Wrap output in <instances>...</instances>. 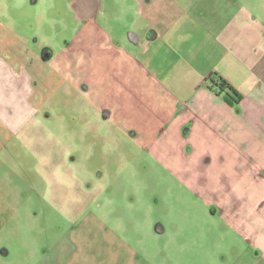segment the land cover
I'll use <instances>...</instances> for the list:
<instances>
[{"label":"crops","instance_id":"0c3cea01","mask_svg":"<svg viewBox=\"0 0 264 264\" xmlns=\"http://www.w3.org/2000/svg\"><path fill=\"white\" fill-rule=\"evenodd\" d=\"M69 4L94 32L85 31L87 39L98 40V47L107 41L111 72L114 65L116 76L121 64L135 69L145 81L143 91L151 102L143 107L151 111V120L145 118L141 132H128V140L139 150L129 163L145 153L174 189L179 186L200 203L206 217L222 220L264 264V0H70ZM105 16L114 17V25L104 26L110 30L100 24ZM136 30L144 35L139 37ZM7 32L14 33L17 41L10 42ZM54 57L49 46L35 53L25 34L0 27V167L7 156L19 165L23 150L48 157L49 120L43 116L49 107L44 93L47 72L40 73L37 67L53 63ZM71 65L65 62L63 68ZM212 73L241 95L238 103L208 87ZM76 81L85 87L84 79ZM113 107L108 102L94 105L99 124L114 121ZM38 146L42 150L37 153ZM70 155L67 161L75 162ZM90 196L73 201L83 214L90 207Z\"/></svg>","mask_w":264,"mask_h":264},{"label":"rangeland","instance_id":"374dc122","mask_svg":"<svg viewBox=\"0 0 264 264\" xmlns=\"http://www.w3.org/2000/svg\"><path fill=\"white\" fill-rule=\"evenodd\" d=\"M69 2L0 0V27L25 34L35 53L49 46L55 56L37 67L47 72L48 157L23 150L19 165L7 156L0 167V264H70L73 258L81 260L76 264H261L228 225L174 189L145 153L129 163L139 150L128 132H141L145 118L151 120L143 107L151 102L145 81L121 64L116 76L114 65L111 72L107 41L98 47L86 38L89 25ZM103 19L102 27L114 25V17ZM13 35L10 42L17 41ZM65 62L72 64L68 70ZM106 102L114 104V121L99 124L93 107ZM69 154L75 162L67 161ZM89 195L83 214L73 201ZM87 252L93 256L82 255Z\"/></svg>","mask_w":264,"mask_h":264},{"label":"trees","instance_id":"16d2710c","mask_svg":"<svg viewBox=\"0 0 264 264\" xmlns=\"http://www.w3.org/2000/svg\"><path fill=\"white\" fill-rule=\"evenodd\" d=\"M207 85L211 90H214L217 94H224L229 101L234 104L238 103L241 99V95L228 83L223 77L216 73L209 75L207 79Z\"/></svg>","mask_w":264,"mask_h":264}]
</instances>
